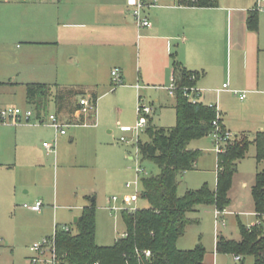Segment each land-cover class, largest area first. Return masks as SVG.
<instances>
[{
  "label": "rangeland",
  "instance_id": "obj_1",
  "mask_svg": "<svg viewBox=\"0 0 264 264\" xmlns=\"http://www.w3.org/2000/svg\"><path fill=\"white\" fill-rule=\"evenodd\" d=\"M18 3L22 2L0 3V62L8 59L10 53H13L10 51L11 44L18 42L7 28L1 26L3 20L23 17L24 13L21 14V10L14 7L19 6ZM218 7L228 8L229 15L252 8L258 11L256 32H250L246 24L243 25V50L247 54V60L243 64L244 51L238 47L242 36L240 34L239 37L235 32L231 19L226 20L224 14L217 12V8L203 10L209 19L214 18L213 15L221 17V21L218 26L219 39L216 43H210L211 39L208 41L211 50L216 49L217 59L210 58L209 64L212 65L204 69V74L197 81L199 95L195 96V101L212 106L221 114L225 126L223 130L231 135L224 145L226 147L243 137L252 142L259 132H264V8H258L257 0H218ZM51 11L40 8L35 16L46 18ZM60 56L61 80L67 84L94 88L97 95L96 106L93 116L91 114L85 118L84 125H72L66 129L65 135L56 142L55 157L49 155L47 167L43 170V184L33 192L41 196L44 204L42 215L35 217L24 208V204H31L23 198L10 200L7 206L0 205V264H30L29 259L34 256L29 251L32 245L44 238L51 240L55 231L61 230L65 225L71 233H75L74 218L79 217L81 212L76 209L70 211L67 207L80 202L90 204L92 199L95 209V243L100 247L113 246L125 233L120 211L148 207L147 201L141 198V177L159 173L158 167L148 160L142 161L137 151V141L147 140L144 130L137 137L134 130L123 133L120 127L136 126V109L139 103L151 108V121L156 127L169 128L176 123L174 110L167 107L163 109L164 104L174 101V97L166 91L171 84V77L164 83L156 79L139 82L137 84L141 89L137 91L128 81L117 86L112 80L108 81L105 68L103 72L80 73L77 72L74 59L70 60L66 53ZM136 60L135 50H131L133 74L137 71ZM115 61V55L112 56V61L107 58L108 70L117 65ZM213 63L216 65V72H213ZM140 64L144 73L142 61ZM201 81L205 82L204 88L199 87L202 85ZM222 82L227 85V90H220ZM131 84L136 87L135 83ZM51 94L53 96L54 91ZM241 95H244L242 100L239 99ZM0 103L3 104L0 109L9 106L32 112L28 109L32 107L25 103L24 88L21 87L10 89L8 84L2 85ZM54 113V104L49 101L47 112L41 118ZM60 116L68 118L65 112ZM89 117L92 119H88ZM15 126L25 127L26 130L37 127L38 134L34 140H39L38 147L41 149L43 142L52 143L54 138L53 128L39 124L34 112L27 122L0 123V133L3 137L9 135L12 133L10 128ZM70 137L73 138L72 142ZM189 148L200 155L195 167L179 179L177 195L182 197L187 192H196L203 187L213 193L217 186L218 159L213 135L210 133L193 140ZM14 149L12 140V153ZM255 156L256 148L250 143L245 156L236 164L227 192L230 206L228 205L229 209L227 206L222 210L230 212L216 218L214 205L196 206L187 213L189 223L184 234L176 241L177 249L192 250L200 245L205 250L202 264H253L251 256H240V261H236L233 255L217 251L216 242L220 238L238 242L241 238L240 225L248 227L257 222L253 213L251 188L256 173L264 168V163L257 162ZM128 184L129 187H126ZM18 192L22 197L26 196L24 190ZM134 194H137L135 203L124 202L126 196ZM86 195L89 196L88 199L85 198ZM260 226L264 232V219Z\"/></svg>",
  "mask_w": 264,
  "mask_h": 264
},
{
  "label": "crops",
  "instance_id": "obj_2",
  "mask_svg": "<svg viewBox=\"0 0 264 264\" xmlns=\"http://www.w3.org/2000/svg\"><path fill=\"white\" fill-rule=\"evenodd\" d=\"M143 1L146 5L144 16L151 24L148 28L136 26L127 0H37L18 3L19 6L14 7L19 8L21 14L24 13L23 17L3 20L1 24L13 34L15 41L18 42L11 44L12 50L10 51L13 53H10L8 59L0 62V88L7 84L10 89L24 88L26 104L27 84L80 87L86 92L83 97L89 100L91 93L96 95L94 88L67 84L59 77V72H61L59 71L61 67L60 55L63 53H66L70 60L76 61L75 66L77 72L80 73L103 72L105 68V76L110 81L112 80L111 71L114 68L119 69L123 85L128 81L137 91L141 89L137 84L139 82L144 83L156 79L164 83L169 80V77L177 79L174 63H178L181 68L198 75L193 84V87L196 88L197 81L204 74V69L206 70L208 65H212L209 64L210 58L217 59L216 49L212 51L208 41L211 39L210 43H216L219 39L218 26L221 17L216 18L212 15L214 18L209 19L203 10L214 8L188 7L178 4L177 0ZM0 3L10 4L11 2L0 1ZM40 8L52 11L46 18H38L35 13H38ZM216 8L217 12L225 15L226 20L231 19V25L235 27V32L239 37L241 34L242 39L238 42V47L243 50L245 43L243 25L246 24L248 12L255 9L240 10L235 15L231 13L229 15L228 8L218 7V5ZM126 11H128L127 14ZM131 50H135L137 58L136 75L132 72ZM243 51V64H245L247 54L246 50ZM113 55L117 56V61H115L117 65L108 70L106 60L111 58L112 61ZM141 61L145 68L144 73L141 70ZM215 68L216 65L213 63V72L217 71ZM131 83H135L136 87ZM200 84H202L199 86L200 88L205 87V82L201 81ZM223 84L224 82H222L220 90H227L222 89ZM173 97L174 101L164 104L163 109L167 107L175 112L176 100L175 96ZM0 105L3 104L0 103ZM28 109L32 110L37 118L46 114L37 115L32 108ZM218 114L221 125L225 129L221 114ZM58 118L64 121H74L75 119L73 114L72 117L66 119L61 116ZM85 118L76 121L83 123ZM149 119L150 124L153 125L151 115ZM123 128L128 130L124 131ZM132 129L125 126L120 127V131L123 133L132 131ZM10 130L12 133L4 137L0 133V205L7 206V202L16 200V198H23L30 204L42 202L41 196L33 194V192L42 186L43 170L47 167L49 155L55 157L56 142L63 135H58L54 131L52 143L55 142V153L48 154L43 149L44 142L41 149L38 147L39 140H34L38 134L37 127L26 130L25 127L15 126ZM12 140H14L15 147L13 153L11 150ZM70 141H73L72 137H70ZM18 190H24L26 196L22 197ZM86 196L85 198L88 199L89 196ZM92 202H94L93 199ZM90 204L74 203L70 204L67 209L70 211L76 209L82 212L83 208ZM42 205L44 206L43 202ZM29 211L35 217H40L43 210L41 209L40 212ZM253 213L256 216L255 212ZM222 221L224 222L223 218ZM256 221L248 228L257 225L259 220L256 219ZM222 224L224 225V223Z\"/></svg>",
  "mask_w": 264,
  "mask_h": 264
},
{
  "label": "trees",
  "instance_id": "obj_3",
  "mask_svg": "<svg viewBox=\"0 0 264 264\" xmlns=\"http://www.w3.org/2000/svg\"><path fill=\"white\" fill-rule=\"evenodd\" d=\"M180 5L196 8H215L218 0H177ZM249 31L258 28V11H249L246 19ZM177 75L174 96L176 100L175 126L156 127L150 124L144 130L146 141H137L141 160L154 163L159 173L141 177V198L148 207L136 210H121L125 233L111 247H100L95 243L94 202L84 207L75 223L76 232L56 230L55 251L58 258L72 264H202L205 250L197 245L192 250H179L176 241L184 234L189 221L187 213L196 206L212 204L222 211L229 205L227 192L236 164L244 156L250 143L256 148L255 159L264 163V132H259L250 142L247 137L224 147L218 153L217 186L212 193L206 187L196 192H187L180 197L176 189L181 176L194 168L199 153L189 148L193 140L200 139L212 131L216 112L201 102H191L184 90L193 87L197 74L186 71L174 63ZM54 91L52 96L51 92ZM86 95L80 87L27 84V104L37 113L45 114L49 101L54 104L55 114L65 112L68 117L77 109L78 99ZM51 99V100H50ZM90 103L95 108L96 95L90 94ZM222 126V125H221ZM223 128V126H222ZM257 225H240L238 242L220 238L216 250L233 256H251L253 264H264V232L260 226L264 219V168L255 175L251 188ZM150 255L145 256L144 252Z\"/></svg>",
  "mask_w": 264,
  "mask_h": 264
},
{
  "label": "built area",
  "instance_id": "obj_4",
  "mask_svg": "<svg viewBox=\"0 0 264 264\" xmlns=\"http://www.w3.org/2000/svg\"><path fill=\"white\" fill-rule=\"evenodd\" d=\"M0 1H7V2L19 1L22 3H29V2H35L37 0H0ZM186 1H188V0H186ZM127 5L131 8L132 17L134 18L136 26L138 28L150 27V25H151L150 22L144 16V8L146 5H145L143 0H127ZM257 5H258V8H260V9L264 8V0H257ZM111 77H112V82L115 86L121 85L123 83L119 69L114 68L111 71ZM170 82H171V84L166 90H167L169 95L174 96L175 90L177 89V84H176L175 79L173 77L171 78ZM222 89H227V85L223 84ZM184 93H185V96L191 102H193V103L196 102L195 96L198 95V90L195 87H189V88L185 89ZM233 93L236 94V92H233ZM243 98H244V95H241L240 99H243ZM209 107L214 109L216 112L215 118L212 121V131L210 133L213 135V137L215 139L216 150H217V154H218V153L223 152L224 145L231 138L230 137L231 135L223 130V128L221 126L220 119H219V114H218L216 108H214L212 106H209ZM136 111L138 114V121L136 123V126L133 127L132 130H134V133H136L137 137H138L139 132H141L142 130H144L147 127L148 119L151 115L152 110L149 106L139 103ZM93 112H94V108L91 105L90 101L87 98L82 97L78 100L77 109L73 113V118H75L74 121H68V120L64 121L63 119L58 118V116L54 113V114L48 115L47 118H41V116L38 117L37 122L39 124H45V125L53 128L54 131L56 132V134H58V135H65L66 129L68 127H70L72 125H78V124L84 125V122L78 123V121H76V120H78L80 118H85V117L91 116V114ZM92 116H93V114H92ZM31 117H32L31 111H23L19 108H13V107H5V108L0 109V123H2V124H6L9 121L21 122L23 120V121L27 122L30 120ZM122 130L125 131L128 129L123 128ZM121 141H123V138L121 139ZM43 147L48 154H54L55 153V142H53V143L44 142ZM126 187H129V184L126 185ZM136 201H137V194H134L131 196H126L124 198V202L127 204H132V203H135ZM42 206L43 205H42L41 201H38V202L31 204V205H26V204L23 205L24 208L31 210V211H34V212H40L42 209ZM226 213L227 212H225V211L216 210L215 211V217L218 218L219 216H222ZM222 223H224V222L222 221ZM62 230L69 231V228L67 226H63ZM54 235H55V233H54ZM54 235H53L51 240H49L48 238H44L39 243H35L34 245H32L29 248V251L32 254H34V256L30 257V259H29L30 264H72V263L62 262L58 258L56 251H55ZM144 254H145V256H149L150 252L145 251ZM234 259L236 261H240V256H234Z\"/></svg>",
  "mask_w": 264,
  "mask_h": 264
},
{
  "label": "water",
  "instance_id": "obj_5",
  "mask_svg": "<svg viewBox=\"0 0 264 264\" xmlns=\"http://www.w3.org/2000/svg\"><path fill=\"white\" fill-rule=\"evenodd\" d=\"M76 221H77V219L75 218V219H74V222H76Z\"/></svg>",
  "mask_w": 264,
  "mask_h": 264
}]
</instances>
